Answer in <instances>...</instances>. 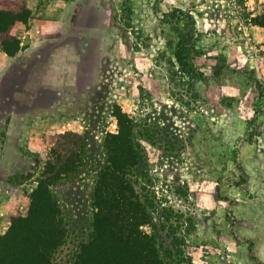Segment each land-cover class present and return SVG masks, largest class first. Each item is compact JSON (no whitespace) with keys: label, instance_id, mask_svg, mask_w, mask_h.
<instances>
[{"label":"rangeland","instance_id":"rangeland-1","mask_svg":"<svg viewBox=\"0 0 264 264\" xmlns=\"http://www.w3.org/2000/svg\"><path fill=\"white\" fill-rule=\"evenodd\" d=\"M61 1L55 40L69 42L73 74L63 49L40 82L60 91L38 97L37 138L27 134L26 151L8 154L2 170L0 236L27 215L49 166L71 160L74 170L49 187L66 230L50 264H74L93 232L97 176L120 112L138 157L128 179L163 264H264V0Z\"/></svg>","mask_w":264,"mask_h":264},{"label":"trees","instance_id":"trees-1","mask_svg":"<svg viewBox=\"0 0 264 264\" xmlns=\"http://www.w3.org/2000/svg\"><path fill=\"white\" fill-rule=\"evenodd\" d=\"M30 15L24 0H0L1 51L9 56L19 52L20 39L10 31L25 24ZM181 51L176 58L185 66ZM116 116L119 130L107 135L108 161L98 173L93 194V232L80 246L74 264H163L153 235L143 230L149 223L147 209L128 179L138 161L131 142L132 126L123 113ZM75 167L68 159L49 166L30 195L27 215L12 217L10 227L0 236V264H50L66 230L49 187Z\"/></svg>","mask_w":264,"mask_h":264},{"label":"crops","instance_id":"crops-1","mask_svg":"<svg viewBox=\"0 0 264 264\" xmlns=\"http://www.w3.org/2000/svg\"><path fill=\"white\" fill-rule=\"evenodd\" d=\"M24 1L31 11L32 18L29 21V27L24 28L21 35L17 37L20 39L21 49L15 56H9L0 50V105L3 94H7L9 97L7 114L0 115V117L2 116V119L0 118V138L3 140V142L0 141V188L2 189L5 179L1 175L3 168L7 165L8 154L22 155L26 151L23 138L27 134L35 135V138L38 136L36 128L31 127V123L35 120L33 118L36 117L35 115L41 114L37 108L40 93H53L57 96L60 91L59 85L41 86L40 82L51 78V71L54 70L59 60V52H63V49L66 54L64 62L67 63L72 74L74 69L73 64H69L67 61L71 60L74 63L75 59L70 51L67 52L69 42L62 40L57 44L55 40L60 33L58 24H65V1ZM43 75L44 77H42ZM16 81L20 83V86L17 87ZM54 102H49L46 107H51ZM18 107H30L28 115L26 111L18 112ZM1 109L3 108L0 107ZM2 121L7 123L1 125ZM6 193L8 192L0 190V194L4 196L1 200L6 201V205H8L9 199L7 196L5 197Z\"/></svg>","mask_w":264,"mask_h":264}]
</instances>
